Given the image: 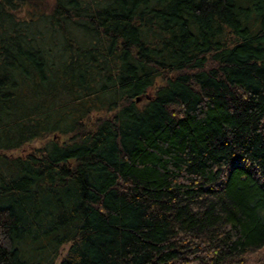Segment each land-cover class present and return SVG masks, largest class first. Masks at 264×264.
Returning a JSON list of instances; mask_svg holds the SVG:
<instances>
[{
	"label": "trees",
	"instance_id": "obj_1",
	"mask_svg": "<svg viewBox=\"0 0 264 264\" xmlns=\"http://www.w3.org/2000/svg\"><path fill=\"white\" fill-rule=\"evenodd\" d=\"M0 264H264V0H0Z\"/></svg>",
	"mask_w": 264,
	"mask_h": 264
},
{
	"label": "rangeland",
	"instance_id": "obj_2",
	"mask_svg": "<svg viewBox=\"0 0 264 264\" xmlns=\"http://www.w3.org/2000/svg\"><path fill=\"white\" fill-rule=\"evenodd\" d=\"M43 143H44V140L42 139L32 141L28 143L26 146H24L23 148L10 151L9 153L14 154V155L29 153V152L34 151L36 148L40 147ZM67 249H68V246L65 247L64 252H66Z\"/></svg>",
	"mask_w": 264,
	"mask_h": 264
},
{
	"label": "water",
	"instance_id": "obj_3",
	"mask_svg": "<svg viewBox=\"0 0 264 264\" xmlns=\"http://www.w3.org/2000/svg\"><path fill=\"white\" fill-rule=\"evenodd\" d=\"M138 100H140V98H138Z\"/></svg>",
	"mask_w": 264,
	"mask_h": 264
}]
</instances>
